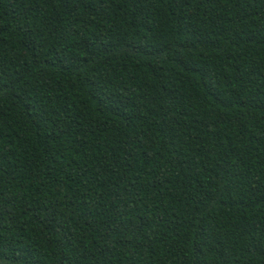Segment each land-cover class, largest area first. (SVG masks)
I'll return each mask as SVG.
<instances>
[{
	"label": "trees",
	"instance_id": "trees-1",
	"mask_svg": "<svg viewBox=\"0 0 264 264\" xmlns=\"http://www.w3.org/2000/svg\"><path fill=\"white\" fill-rule=\"evenodd\" d=\"M0 264H264V0H0Z\"/></svg>",
	"mask_w": 264,
	"mask_h": 264
}]
</instances>
